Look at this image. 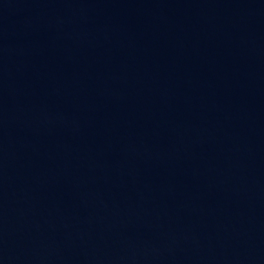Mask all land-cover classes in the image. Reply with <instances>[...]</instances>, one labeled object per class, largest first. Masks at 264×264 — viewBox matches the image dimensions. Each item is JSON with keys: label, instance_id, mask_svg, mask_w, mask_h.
<instances>
[{"label": "water", "instance_id": "1", "mask_svg": "<svg viewBox=\"0 0 264 264\" xmlns=\"http://www.w3.org/2000/svg\"><path fill=\"white\" fill-rule=\"evenodd\" d=\"M0 264H264V0H0Z\"/></svg>", "mask_w": 264, "mask_h": 264}]
</instances>
